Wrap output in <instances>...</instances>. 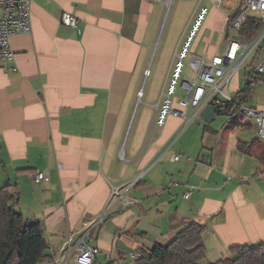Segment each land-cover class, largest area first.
Masks as SVG:
<instances>
[{
	"label": "crops",
	"instance_id": "crops-1",
	"mask_svg": "<svg viewBox=\"0 0 264 264\" xmlns=\"http://www.w3.org/2000/svg\"><path fill=\"white\" fill-rule=\"evenodd\" d=\"M168 3L30 0V32L10 38L13 58L0 62V186L14 184L16 209L42 227L47 248L37 264L73 261L86 234L98 247L93 264H133L192 221L205 226L208 263L232 246L264 241V140L254 121L206 100L156 124L187 30L158 42ZM237 3L194 4V15L206 13L180 82L195 77L194 59L223 56L239 35L226 20ZM61 11L74 14L77 27L62 26ZM259 63L264 41L223 90L234 96ZM260 75L243 103L254 109L264 107V69ZM182 97L178 84L171 105ZM37 172L48 179L36 182Z\"/></svg>",
	"mask_w": 264,
	"mask_h": 264
},
{
	"label": "built area",
	"instance_id": "built-area-1",
	"mask_svg": "<svg viewBox=\"0 0 264 264\" xmlns=\"http://www.w3.org/2000/svg\"><path fill=\"white\" fill-rule=\"evenodd\" d=\"M235 11L237 13L232 17ZM251 11L257 12L256 16L261 22L257 32L248 39L238 35L228 40L229 42L223 56L215 55L209 60L194 59L191 62V66L196 72L195 77L191 81L184 80L180 82L183 60L206 13V8L200 9L193 16L164 84L162 92L164 99L156 116V124L158 126L163 125L168 115L184 117V108L187 106L197 108L208 100L213 102L217 111L221 113H227L237 108L238 113L243 118H250L254 121L257 137L264 140V107L254 109V107L244 104L237 106L233 97L223 90V83H226L245 57L256 50L264 41V0H238L234 11L226 15V20L230 27L239 32L240 26ZM59 22L64 27L75 28L77 27L78 19L68 11H61ZM30 30V0H0V62L13 58L14 52L10 47V38L14 34L28 33ZM254 68L256 72L261 73L264 69V64L259 63ZM178 84L184 90V97L177 100V107H173L171 105L172 96ZM177 158V154L172 155V159L176 160ZM47 179L43 172H37L34 175L36 182L46 181ZM134 182L125 185V188L130 187ZM118 192L117 188L112 190L114 194H118ZM187 195L188 192L185 196ZM97 219L98 221L101 220L102 216H98ZM87 238L88 235L86 234L85 238L79 243L78 251L74 255L73 261L64 260L59 264H93L95 255L98 253V247L88 244L86 242Z\"/></svg>",
	"mask_w": 264,
	"mask_h": 264
},
{
	"label": "trees",
	"instance_id": "trees-1",
	"mask_svg": "<svg viewBox=\"0 0 264 264\" xmlns=\"http://www.w3.org/2000/svg\"><path fill=\"white\" fill-rule=\"evenodd\" d=\"M237 11L233 12L232 17ZM256 15L248 14L240 26L239 35L251 38L260 28ZM256 72L253 78L239 89L233 97L237 106L243 104L251 93V85L260 78ZM226 114H237V108ZM256 139V138H255ZM252 140V142L255 141ZM238 149L248 151L244 142ZM17 187L7 182L0 186V264H37L45 256L47 248L43 230L39 222H27L16 209ZM205 226L192 221L177 231L167 244H155L138 256L133 264H264V241L255 244L235 245L230 248L231 255L214 263L205 261L203 231Z\"/></svg>",
	"mask_w": 264,
	"mask_h": 264
},
{
	"label": "rangeland",
	"instance_id": "rangeland-1",
	"mask_svg": "<svg viewBox=\"0 0 264 264\" xmlns=\"http://www.w3.org/2000/svg\"><path fill=\"white\" fill-rule=\"evenodd\" d=\"M198 1L199 0H169V3L164 7L162 13L161 23L158 29V42L161 37L164 38L167 34L172 37L176 36V40H179L183 30L187 28L190 21L193 19L194 4ZM250 14L257 15V12L251 11ZM254 95L255 94L251 96V99L255 98ZM239 119L242 118L239 116ZM244 119L251 120L250 118Z\"/></svg>",
	"mask_w": 264,
	"mask_h": 264
}]
</instances>
